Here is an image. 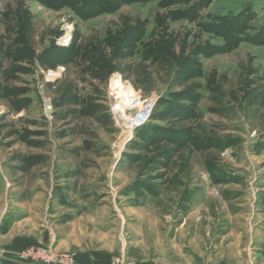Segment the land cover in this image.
<instances>
[{"label": "rangeland", "instance_id": "obj_1", "mask_svg": "<svg viewBox=\"0 0 264 264\" xmlns=\"http://www.w3.org/2000/svg\"><path fill=\"white\" fill-rule=\"evenodd\" d=\"M107 1L0 0V264H76L77 216L140 237L106 264H264V0Z\"/></svg>", "mask_w": 264, "mask_h": 264}, {"label": "crops", "instance_id": "obj_2", "mask_svg": "<svg viewBox=\"0 0 264 264\" xmlns=\"http://www.w3.org/2000/svg\"><path fill=\"white\" fill-rule=\"evenodd\" d=\"M64 217V222L59 225L57 231L49 227L41 230L39 236L45 243L53 244L57 250H72L78 253L76 264H106L115 252L125 255H134L135 247L140 244V237L132 235L128 243H116L112 236L117 235L114 229H106L104 221L107 218L100 217L101 223L95 222L94 218L86 216L85 219L77 217ZM138 220V219H137ZM136 220V221H137ZM120 225H124L123 217ZM118 223L119 220L116 219ZM91 224V225H90ZM88 225V226H87ZM46 237V239H45ZM152 264H156L152 259Z\"/></svg>", "mask_w": 264, "mask_h": 264}, {"label": "bare ground", "instance_id": "obj_3", "mask_svg": "<svg viewBox=\"0 0 264 264\" xmlns=\"http://www.w3.org/2000/svg\"><path fill=\"white\" fill-rule=\"evenodd\" d=\"M116 90L118 91L117 95H119L121 93L123 94V99L120 101V103L118 105V111L121 112V115L123 116V118H126V115L124 114L125 109H127V108L129 109V108H133V107L134 108L139 107L137 98L130 92V90H125L124 86L120 83H118ZM125 121H129V120L127 119Z\"/></svg>", "mask_w": 264, "mask_h": 264}, {"label": "trees", "instance_id": "obj_4", "mask_svg": "<svg viewBox=\"0 0 264 264\" xmlns=\"http://www.w3.org/2000/svg\"><path fill=\"white\" fill-rule=\"evenodd\" d=\"M44 4H46V5H48V6H50L51 4H54L53 3V1H58V0H51V3H48L47 1H50V0H46V1H44V0H41ZM85 1H87V0H85ZM60 2L61 3H59V4H61L62 6L63 5H66V4H69L68 6H70L71 8H73V5H72V0H60ZM69 2H71V4L69 3ZM108 3V1L107 0H102V2H101V4L102 5H106ZM108 7H105V8H101V10L99 11V12H110V11H113L115 8H116V6H118L117 5V3H116V0L114 1H112V2H109V5H107ZM111 6V7H110Z\"/></svg>", "mask_w": 264, "mask_h": 264}, {"label": "built area", "instance_id": "obj_5", "mask_svg": "<svg viewBox=\"0 0 264 264\" xmlns=\"http://www.w3.org/2000/svg\"><path fill=\"white\" fill-rule=\"evenodd\" d=\"M139 121L142 123L143 122V115L142 117L140 116V118H138ZM44 252L41 250V249H35L34 251H30L28 254L29 256L33 254V256L35 257L36 255H40V254H43ZM45 254V253H44Z\"/></svg>", "mask_w": 264, "mask_h": 264}]
</instances>
